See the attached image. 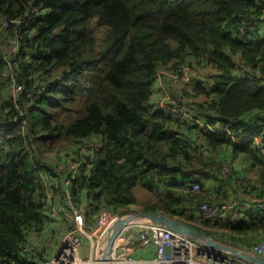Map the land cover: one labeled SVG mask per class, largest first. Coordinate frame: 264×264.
<instances>
[{
	"label": "trees",
	"instance_id": "16d2710c",
	"mask_svg": "<svg viewBox=\"0 0 264 264\" xmlns=\"http://www.w3.org/2000/svg\"><path fill=\"white\" fill-rule=\"evenodd\" d=\"M0 16L21 20L13 59L24 84L2 93L11 70L0 48V264L47 258L45 241L60 234L53 209L68 194L90 202L92 220L134 211L138 185L159 197L141 210L226 243L264 236V0H0ZM192 58L216 69L191 91L205 96L196 115L217 131L152 101L158 70ZM75 102L86 115L70 120ZM94 139L103 145L90 171L58 180L60 193L43 155ZM239 157L258 170L256 183L237 165L236 180L224 174ZM209 181L219 182L211 195ZM196 182L204 194L185 192ZM242 190L257 199L213 220L198 215L201 201Z\"/></svg>",
	"mask_w": 264,
	"mask_h": 264
},
{
	"label": "built area",
	"instance_id": "2783aa9c",
	"mask_svg": "<svg viewBox=\"0 0 264 264\" xmlns=\"http://www.w3.org/2000/svg\"><path fill=\"white\" fill-rule=\"evenodd\" d=\"M12 22L17 23L18 19L11 22L5 20L0 26V32L13 28L11 26ZM11 45L12 51L17 53L20 46V39L17 33L11 37ZM7 62L10 70L13 71L12 62L17 67L18 63L13 57H7ZM203 63L209 64L207 61ZM250 70L251 66L247 65L239 72L244 75ZM173 75L176 78V82L189 83L195 79L189 66L185 65L174 71ZM10 77L15 93L23 91L24 84L17 81L13 72ZM157 106L176 115L190 114L187 106H170L164 99L158 102ZM208 127L212 131H217L220 128L217 125H209ZM101 144L102 142L100 141H91L89 144L81 146L79 153L74 154V161L70 165L71 176L66 179L68 185L79 173L86 174L90 171L95 151ZM223 172L225 175H232L233 169L231 165L226 164ZM184 189L196 193L201 189V186L199 183H195L190 188ZM241 204L239 200L213 203L202 201L199 205L200 215L203 219L212 220L237 209ZM53 210L57 219L56 222L60 225L61 238L59 247L53 255L47 254V258H38L37 264H101V249L106 244L109 229L120 218V215L107 209L103 210L96 219L90 221L87 218L90 202L79 205L69 194L67 195V201L64 204L55 206ZM128 228L137 231L138 239L142 244L155 245L156 254L148 260L136 259L130 251L131 248L123 243V236L120 234L113 244L110 264H141L145 262L152 264H255L228 251L208 248L188 236L144 219L133 222ZM238 245L264 256V237L251 243L238 242Z\"/></svg>",
	"mask_w": 264,
	"mask_h": 264
},
{
	"label": "rangeland",
	"instance_id": "374dc122",
	"mask_svg": "<svg viewBox=\"0 0 264 264\" xmlns=\"http://www.w3.org/2000/svg\"><path fill=\"white\" fill-rule=\"evenodd\" d=\"M6 19L0 16V26L1 24L5 21ZM21 22L20 19H18L17 23H12L11 26L13 28H9L7 31H2L0 32V48L2 49L3 53L7 57H15L16 53L12 51V45H11V37L14 36L16 33H18L19 29V23ZM20 39V45L22 42V38L19 35ZM193 60L191 62H185L182 61L178 63L177 65H169L166 69L160 71L158 80H157V90L155 91L153 95V102L158 103L162 101L163 99L165 100L168 105L173 106V105H180V104H185L190 108H195L197 106L198 102H201L205 96L203 95H198L196 96L191 90L190 86L191 84L187 82H176V78L173 75L174 71H177V69L183 65L189 66L190 71L192 72V75L195 78H200L203 79L204 81H208L210 78V74L216 73V69L213 66H207L206 64L199 62L197 59L192 58ZM13 64V71L11 70L9 72V75L11 76L12 72L13 75L16 77V70L15 67L16 65ZM166 86L169 88L170 91L166 89ZM192 92V93H191ZM4 95H16L15 89L12 84V80H7L5 81L3 92ZM71 109L73 110L70 113V116L68 119H74V118H81L86 115V111L84 110V106L81 102H75L74 105H72ZM181 119V121L184 119L183 116L179 115L177 116ZM89 144L85 143L83 146ZM82 146V147H83ZM76 147H71L68 149H62L60 151H53V152H48L43 155V159L46 162L52 163V165H56L54 167L55 172L58 174L57 176H53L51 178V182L55 181L56 186L59 188V192L63 193V188L61 187L60 184H58V180L65 181L68 177V173L71 170V163L74 161V154L79 153V150L74 151ZM230 165L236 170V165L238 166V163L236 160L233 161ZM254 169L247 167V176L250 181H253V177L249 176L254 173ZM255 181V180H254ZM51 186H49L50 189ZM146 190V189H145ZM148 191V190H146ZM51 192V191H50ZM52 193V192H51ZM147 192H141L139 199L137 198V202L132 204L133 210H138L137 208L141 209L142 206L144 205V201H141V199H146L147 198ZM236 199L240 200L242 203L246 201H254L255 197L253 193H245L244 191L240 193L238 196H236ZM97 215V214H96ZM95 217H92V220H94ZM61 234V233H60ZM61 235L58 237H52L50 236L49 240H46L45 243L48 245L46 247L47 249V254L53 255L57 248L59 247V242H60Z\"/></svg>",
	"mask_w": 264,
	"mask_h": 264
},
{
	"label": "water",
	"instance_id": "95a60500",
	"mask_svg": "<svg viewBox=\"0 0 264 264\" xmlns=\"http://www.w3.org/2000/svg\"><path fill=\"white\" fill-rule=\"evenodd\" d=\"M139 219H145L156 224H160L175 232L189 236L198 242L212 248L214 250H226L232 254L251 261L256 264H264V257L253 252H249L238 248L234 245L222 242L221 240L206 234L204 231L196 228L195 226L181 220L178 216H172L166 212H148L144 210L134 211L128 215L121 216L109 229V234L105 246L101 249L102 264H109L111 250L117 237L128 228L133 222ZM128 238L125 242H130Z\"/></svg>",
	"mask_w": 264,
	"mask_h": 264
},
{
	"label": "crops",
	"instance_id": "0c3cea01",
	"mask_svg": "<svg viewBox=\"0 0 264 264\" xmlns=\"http://www.w3.org/2000/svg\"><path fill=\"white\" fill-rule=\"evenodd\" d=\"M153 98V97H152ZM153 101V99H152ZM184 119L183 120H186V121H190L188 118L186 117H183ZM238 160H236V162L238 163V168H243V171L242 173H240V175L242 174V176H245L247 179L248 176H247V173L245 172L246 175H244V171H247V167H250L252 169H254V173L252 175H249V176H252L253 179V182L256 183V181H258V177H259V173H258V170L253 168L251 166L250 163L244 161L242 158H237ZM215 185H219V182L217 181V183H213L212 181H209V184H207V188L210 189L209 193H206L207 195H211L213 194V189H214V186ZM229 190H230V187H229ZM224 191V190H223ZM134 192L137 196V198L139 199L140 197V193L141 192H147V198L146 199H141V201H144V205H152V204H156L159 202V197L157 196V194H154V193H151L149 191H146L145 188L141 185H138L134 188ZM205 193V192H204ZM231 194V193H230ZM240 193L237 192L235 193L234 195H239ZM254 197H256L254 195ZM228 198V197H227ZM226 198V199H227ZM199 215V214H198ZM128 236L130 238V242L127 244L128 247H130V251L131 253L134 255V257L136 259H142V260H148V259H151L155 256L156 254V247L153 245V244H148V245H144L142 244L139 239H138V233L136 230L134 229H129L128 230ZM128 238H125V241H127ZM141 264H152V263H148V262H145V263H141Z\"/></svg>",
	"mask_w": 264,
	"mask_h": 264
},
{
	"label": "clouds",
	"instance_id": "9594fccd",
	"mask_svg": "<svg viewBox=\"0 0 264 264\" xmlns=\"http://www.w3.org/2000/svg\"><path fill=\"white\" fill-rule=\"evenodd\" d=\"M7 20V19H6ZM13 20H17V19H13ZM12 23H14V22H12ZM19 48H20V46H19ZM17 54V53H16ZM202 63H203V61H202ZM207 66H212L211 64H208ZM167 68V67H166ZM166 68H160L159 70H158V76H159V73H160V71H162V70H164V69H166ZM240 71V70H239ZM240 73V72H239ZM210 79V78H209ZM157 80H158V78H157ZM197 82H199V83H204V80L203 79H200V78H195L194 79V81H191V82H189V84H191V86H190V90L191 89H193L192 87L193 86H195L196 85V83ZM167 87V86H166ZM167 89H168V91H170L169 90V88L167 87ZM155 90H157V82H156V86H155ZM180 105H185V104H180ZM185 106H187V105H185ZM188 107V106H187ZM188 109L190 110V114H185V115H181V116H183V117H186V118H188L190 121H193L194 123H198L200 126H209V125H216V124H212V123H207L202 117H200V116H197L196 115V110H195V108H190V107H188ZM169 113V112H168ZM172 114V113H171ZM173 115H175V116H179V115H176V114H173ZM209 124V125H208ZM217 126H219V125H217ZM220 127V126H219ZM209 128V127H208ZM210 129V128H209ZM211 130V129H210ZM228 132H230V129H228V131H227V133ZM259 137H256V140L257 141H259ZM94 140H96V141H100V139H94ZM93 140V141H94ZM89 142H91V141H89ZM264 149V148H263ZM263 151V150H262ZM264 152V151H263ZM227 164H231L230 162H227ZM232 167V166H231ZM232 169H233V174L231 175L232 176V179L233 180H236L235 179V172L234 171H236L233 167H232ZM238 176H240V173H239V175ZM245 179H247L246 177H245ZM248 181H250L249 179H247ZM237 181H239V180H237ZM196 183H198V182H196ZM195 184V183H194ZM184 188H188V187H184ZM183 188V189H184ZM190 188V187H189ZM185 190V189H184ZM253 191V190H252ZM185 192H190V191H186L185 190ZM199 192H201L202 194H204V192L200 189L198 192H196V193H199ZM243 192V190L240 192V193H242ZM245 192V191H244ZM193 193V192H192ZM245 193H248L249 194V192H245ZM253 194H254V191L252 192ZM251 194V193H250ZM238 196V195H237ZM257 199V197H255V200ZM230 200H238V199H236V196L234 197V198H232V199H229V200H222V201H209V200H203V201H208V202H210V203H213V202H227V201H230ZM254 200V201H255ZM240 201V200H239ZM254 201H252V202H254ZM202 202V201H201ZM200 202V203H201ZM200 203L198 204V211H197V213L199 214V216L201 217V215H200V210H199V205H200ZM242 203V202H241ZM248 203H251V201L249 202V201H246V202H243L242 204H241V206L240 207H245ZM240 207H238L237 209H239ZM138 210H135V211H139V210H141V209H139V208H137ZM237 209H234V210H232V211H230V212H235ZM104 210H107V209H104ZM109 210V209H108ZM102 212V211H101ZM100 212V213H101ZM114 212V211H113ZM132 212H134V211H132ZM132 212H130V213H132ZM230 212H227V213H230ZM99 213V214H100ZM117 213V212H116ZM130 213H127V214H124V215H120V217L121 216H125V215H128V214H130ZM226 213V214H227ZM99 214H97L96 216H95V219L97 218V216L99 215ZM226 214H224V215H226ZM224 215H222V216H224ZM222 216H220V217H222ZM88 218V217H87ZM201 219H203L202 217H201ZM216 219V218H215ZM89 220V219H88ZM140 220V219H139ZM145 220V219H144ZM203 220H206V219H203ZM213 220V219H212ZM90 221H93V220H90ZM136 221H138V220H136ZM148 221V220H147ZM167 228V227H166ZM169 229V228H168ZM128 230H129V228H126L121 234H122V236H123V243L125 244V245H127L128 243L127 242H125V234H128ZM181 234V233H180ZM60 235V234H59ZM120 236V235H119ZM118 236V237H119ZM186 236V235H185ZM117 237V238H118ZM128 237V236H127ZM189 237V236H188ZM262 237H264L263 235L262 236H260L259 238H262ZM191 238V237H190ZM259 238H257V239H255V240H258ZM193 239V238H192ZM195 240V239H194ZM255 240H250V241H247V242H243L242 241V243H251V242H253V241H255ZM116 241V240H115ZM197 241V240H196ZM222 242H224V241H222ZM238 242H241V241H237L236 242V244H231V243H228V244H231V245H234V246H236V247H238V248H241V249H243V250H246V251H249V252H252V251H250V250H247V249H245V248H243L242 246H240V245H238ZM200 243V242H199ZM226 243V242H225ZM202 244V243H201ZM202 245H204V244H202ZM155 246V245H154ZM204 246H206V245H204ZM206 247H208V246H206ZM209 248V247H208ZM112 251V250H111ZM157 251V250H156ZM221 251H226V250H221ZM48 252V251H47ZM229 252V251H228ZM231 253V252H230ZM253 253H255V252H253ZM255 254H257V253H255ZM49 255V254H48ZM234 255V254H233ZM258 255H260V254H258ZM51 256V255H50ZM236 256V255H235ZM262 256V255H261ZM238 257V256H237ZM264 257V256H263ZM240 258V257H239ZM243 259V258H242ZM246 260V259H245ZM110 261V260H109ZM251 262V261H250ZM253 263V262H252ZM102 264V263H101ZM109 264H110V262H109ZM256 264V263H255Z\"/></svg>",
	"mask_w": 264,
	"mask_h": 264
}]
</instances>
